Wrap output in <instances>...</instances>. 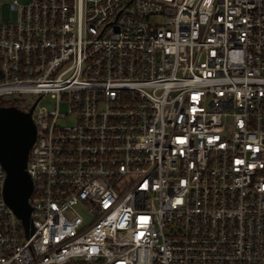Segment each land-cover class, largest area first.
Segmentation results:
<instances>
[{
	"label": "built area",
	"instance_id": "1",
	"mask_svg": "<svg viewBox=\"0 0 264 264\" xmlns=\"http://www.w3.org/2000/svg\"><path fill=\"white\" fill-rule=\"evenodd\" d=\"M0 102V264H264V0H0Z\"/></svg>",
	"mask_w": 264,
	"mask_h": 264
},
{
	"label": "water",
	"instance_id": "2",
	"mask_svg": "<svg viewBox=\"0 0 264 264\" xmlns=\"http://www.w3.org/2000/svg\"><path fill=\"white\" fill-rule=\"evenodd\" d=\"M31 111L26 114L13 106L0 105V164L6 174L3 199L26 231L31 230L28 199L32 193L26 163L36 132Z\"/></svg>",
	"mask_w": 264,
	"mask_h": 264
},
{
	"label": "rangeland",
	"instance_id": "3",
	"mask_svg": "<svg viewBox=\"0 0 264 264\" xmlns=\"http://www.w3.org/2000/svg\"><path fill=\"white\" fill-rule=\"evenodd\" d=\"M53 105H54V101L53 100H50L49 97H45V98H42L39 102V106L40 107H43L47 110H51L53 109ZM64 106L61 107V112H64ZM73 121L72 120H63V121H60L59 122V125L61 126H67V125H70L72 124Z\"/></svg>",
	"mask_w": 264,
	"mask_h": 264
},
{
	"label": "trees",
	"instance_id": "4",
	"mask_svg": "<svg viewBox=\"0 0 264 264\" xmlns=\"http://www.w3.org/2000/svg\"><path fill=\"white\" fill-rule=\"evenodd\" d=\"M1 103V105H3V106H9V105H11L12 103H10V102H0Z\"/></svg>",
	"mask_w": 264,
	"mask_h": 264
}]
</instances>
